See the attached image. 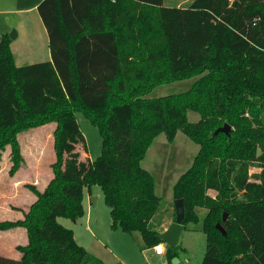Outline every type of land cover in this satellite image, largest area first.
Segmentation results:
<instances>
[{
  "label": "trees",
  "instance_id": "16d2710c",
  "mask_svg": "<svg viewBox=\"0 0 264 264\" xmlns=\"http://www.w3.org/2000/svg\"><path fill=\"white\" fill-rule=\"evenodd\" d=\"M36 11L49 61L16 66L9 37L0 40V151L9 146L17 165L18 134L54 124L55 160L44 190L30 186L35 201L22 218L0 222L26 236L19 258L0 255V264H104L56 221L82 215L91 184L101 187L112 228L138 232L145 248L161 243L151 223L160 199L140 162L158 134L171 142L177 129L198 145L173 199L183 200V226L196 221L194 208L207 209L200 264H264V162L252 181L245 163L233 174L235 155L254 160V127H264V0H42ZM191 77L183 93L146 98ZM188 111L199 120L188 122ZM77 112L101 135L92 162L75 151L85 142ZM224 124L234 130L213 135ZM175 246H166L169 258Z\"/></svg>",
  "mask_w": 264,
  "mask_h": 264
},
{
  "label": "rangeland",
  "instance_id": "374dc122",
  "mask_svg": "<svg viewBox=\"0 0 264 264\" xmlns=\"http://www.w3.org/2000/svg\"><path fill=\"white\" fill-rule=\"evenodd\" d=\"M42 0H0V37L13 34L8 43L14 53L16 66H24L44 60H31L36 51L42 57L48 50L46 31L38 17L36 7ZM192 0H163L165 6L187 7ZM25 54V56H24ZM197 77H191L154 88L146 98H159L183 93L191 88ZM247 115V114H246ZM84 138V144L76 145L79 160L97 159L101 154V135L96 125L83 116L74 114ZM199 115L187 112V121L196 122ZM228 125V124H227ZM229 126V125H228ZM54 124L28 129L18 134L20 162L12 161L11 150L6 146L0 151V222L15 221L35 201L31 187L42 192L52 178L51 164L55 160L53 149ZM250 149L254 148V160L233 157V174L243 165L250 181L260 172L264 162V127H254ZM234 130L230 126L229 134ZM198 151L180 130L171 142L164 133L158 134L148 146L140 166L153 179V190L160 199L159 210L151 223L165 231L173 216V185L191 166ZM205 196L214 198L215 192L208 190ZM82 215L75 221L58 217L57 223L71 230L77 245L104 264H200L205 255L206 234L203 220L207 209L196 207L195 222H187L178 243L173 248L174 256L168 257L166 244L161 242L163 253L156 255L153 248H145L138 232L125 233L110 226L109 207L106 205L101 187L91 184L82 192ZM223 214V213H222ZM221 214V215H222ZM227 218V217H226ZM162 231V232H163ZM26 243L23 228L0 230V255L14 257L15 247ZM18 256V254L16 255Z\"/></svg>",
  "mask_w": 264,
  "mask_h": 264
},
{
  "label": "water",
  "instance_id": "95a60500",
  "mask_svg": "<svg viewBox=\"0 0 264 264\" xmlns=\"http://www.w3.org/2000/svg\"><path fill=\"white\" fill-rule=\"evenodd\" d=\"M13 38V34H10L9 39ZM1 40V37H0ZM230 126L224 124L222 127L216 129L213 132V135L221 132L229 135ZM173 209L175 213L174 222L170 223L165 231L157 235V239L166 244V246L172 247L178 243L179 236L184 229L182 225V220L184 218V203L182 199H175L173 202ZM227 215L225 213L222 214V222L226 220ZM215 229L218 230L223 236H225L226 232L220 223L215 225Z\"/></svg>",
  "mask_w": 264,
  "mask_h": 264
},
{
  "label": "crops",
  "instance_id": "0c3cea01",
  "mask_svg": "<svg viewBox=\"0 0 264 264\" xmlns=\"http://www.w3.org/2000/svg\"><path fill=\"white\" fill-rule=\"evenodd\" d=\"M9 47H10V50H11V53H12L13 59H14V53H13V50L11 49V45L10 44H9ZM35 53H36V56L33 59H31V60H44V61H39V62H45V61H49L50 60L49 49L46 51V54L44 55V57H42L41 52L36 51ZM24 56H25V54H24ZM14 63H15V60H14ZM157 230L160 231V232L163 231V230H159V229H157ZM22 245H24V244H22ZM17 254H18V256H16ZM1 256H4V255H1ZM13 256L14 257H9V258L17 259V258H19V253L15 250ZM5 257H7V256H5Z\"/></svg>",
  "mask_w": 264,
  "mask_h": 264
},
{
  "label": "built area",
  "instance_id": "2783aa9c",
  "mask_svg": "<svg viewBox=\"0 0 264 264\" xmlns=\"http://www.w3.org/2000/svg\"><path fill=\"white\" fill-rule=\"evenodd\" d=\"M153 250L156 255H161L163 253V247L160 243L153 247Z\"/></svg>",
  "mask_w": 264,
  "mask_h": 264
}]
</instances>
